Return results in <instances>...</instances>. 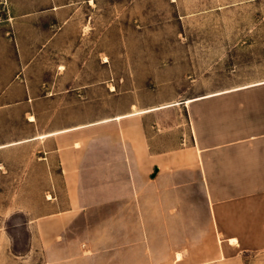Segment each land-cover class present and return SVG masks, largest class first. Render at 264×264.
Instances as JSON below:
<instances>
[{
  "label": "crops",
  "instance_id": "0c3cea01",
  "mask_svg": "<svg viewBox=\"0 0 264 264\" xmlns=\"http://www.w3.org/2000/svg\"><path fill=\"white\" fill-rule=\"evenodd\" d=\"M101 101L78 122L0 140V264L264 254V77L176 101Z\"/></svg>",
  "mask_w": 264,
  "mask_h": 264
},
{
  "label": "rangeland",
  "instance_id": "374dc122",
  "mask_svg": "<svg viewBox=\"0 0 264 264\" xmlns=\"http://www.w3.org/2000/svg\"><path fill=\"white\" fill-rule=\"evenodd\" d=\"M263 77L264 0H0V140Z\"/></svg>",
  "mask_w": 264,
  "mask_h": 264
},
{
  "label": "bare ground",
  "instance_id": "6f19581e",
  "mask_svg": "<svg viewBox=\"0 0 264 264\" xmlns=\"http://www.w3.org/2000/svg\"><path fill=\"white\" fill-rule=\"evenodd\" d=\"M194 99H189V102L193 101Z\"/></svg>",
  "mask_w": 264,
  "mask_h": 264
}]
</instances>
